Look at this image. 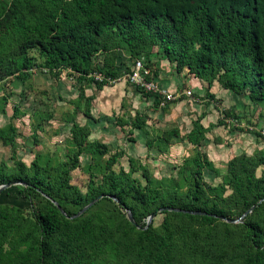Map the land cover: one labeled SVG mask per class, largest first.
Here are the masks:
<instances>
[{"label":"trees","instance_id":"obj_1","mask_svg":"<svg viewBox=\"0 0 264 264\" xmlns=\"http://www.w3.org/2000/svg\"><path fill=\"white\" fill-rule=\"evenodd\" d=\"M153 47L162 50L177 72L187 67L197 78L208 75L226 90L245 91L253 102H264V0H0L1 78L24 80L33 66L28 51L36 49L50 73H74L102 89L106 80L96 82L87 74L95 69L117 77L131 65H106L103 60L94 67V57L117 51L116 58L122 51L132 62ZM84 115L92 118L88 108ZM143 123L137 118L133 127ZM70 130L76 150L55 174L47 163L34 158L27 165L14 152L13 167L0 164V185L22 182V196L32 204L27 212L0 204V264H99L102 257L117 264H177L182 252L192 253L198 230L213 251L212 264L226 258L233 264H264V150L229 159L218 185L204 181V169L213 165L197 151L184 191L175 178L155 180L145 172L142 185L129 173L116 174L119 154L114 153L101 166L99 181L91 177L82 192L70 182L78 158L85 152L96 161L108 149L88 140L86 124L74 122ZM15 131L11 123L0 126L1 143L13 146ZM198 133V128L191 130L188 141L198 145ZM36 195L41 201L34 204ZM99 195L130 211L135 223L124 217L112 222L113 212L72 217ZM152 213H163L158 227L146 226ZM233 219L240 222H227ZM220 230L231 244L227 248L217 243Z\"/></svg>","mask_w":264,"mask_h":264},{"label":"rangeland","instance_id":"obj_2","mask_svg":"<svg viewBox=\"0 0 264 264\" xmlns=\"http://www.w3.org/2000/svg\"><path fill=\"white\" fill-rule=\"evenodd\" d=\"M115 52L94 57L93 66L97 67L103 60L106 65L121 63L123 67L124 62L131 65L127 53L121 51L115 58ZM28 53L33 57V66L24 80L17 76L0 77V126L11 123L16 129L13 146L0 141V164L7 168L14 166V152L16 158L27 165L34 158L41 164L47 163L55 174L56 167L66 160L67 154L76 150L71 143L70 130L76 122L90 128L89 141L103 143L108 149L96 161L85 152L78 158L79 166L70 172V182L82 192L92 183L91 177H94V182L99 181L101 166L114 153L119 154L113 166L116 174L129 173L142 185L145 184V172L155 180L175 178L184 191L197 151L212 160L213 167L203 171L204 181L218 185L226 172L227 162L235 155L236 133H250L254 140H264V135L258 131L264 130L263 101L253 102L245 91L230 93L208 75L197 78L183 69L179 74L181 77H178L174 68V73L169 74L162 68L166 66L162 63L167 62L172 67L173 63L158 47L140 55L151 68L154 78L160 81L166 74L173 75L171 79L179 87L172 91L178 94L190 90L192 95L182 93L174 100L163 101L144 96L124 80L98 89L96 84L80 80L74 73L44 72L39 51L30 49ZM62 76L66 80H62ZM191 81L193 86L196 85L194 88ZM80 89L82 96L79 95ZM87 108L92 118L84 115ZM137 118L144 120L141 128L133 127ZM229 119L237 120V125L227 121ZM194 128L199 130L196 135L198 145L188 141V134ZM175 130L178 135L173 133ZM258 150L255 144L247 154ZM93 162L92 168H88ZM22 186L23 183H17L4 189L0 193V204H9L27 212L32 204L22 196ZM33 200L34 204L39 203L41 197L36 195ZM67 207L76 209L71 205ZM85 212L100 215L113 212L112 222H115L114 217L128 219L126 210L115 208L113 203L101 198L82 214ZM162 218L163 213H157L150 224L158 227ZM227 222L238 223L240 219ZM218 234L217 243L223 248L229 247V241L223 240L224 231L220 230ZM193 239L192 253L190 250L182 252L177 264H212L213 251L204 245L202 230H198V236ZM234 242L228 256L232 255ZM99 264L117 263L114 259L102 257ZM222 264L233 263L226 258Z\"/></svg>","mask_w":264,"mask_h":264},{"label":"built area","instance_id":"obj_3","mask_svg":"<svg viewBox=\"0 0 264 264\" xmlns=\"http://www.w3.org/2000/svg\"><path fill=\"white\" fill-rule=\"evenodd\" d=\"M43 71L49 72V69L43 68ZM87 77H92L96 82H102L103 80H106V84H112L124 80L125 82H128L134 87H138L145 92L158 94L163 101L174 100L182 93L192 95L190 90H184L183 92L175 94V92H170L166 88H163L157 79L153 77L151 68L145 63L142 57L133 59L130 70H123L122 73L117 77L105 76V74L99 71H92L87 74ZM227 121H232L233 125H237V120L235 119H229ZM259 132L264 135V130H259Z\"/></svg>","mask_w":264,"mask_h":264},{"label":"crops","instance_id":"obj_4","mask_svg":"<svg viewBox=\"0 0 264 264\" xmlns=\"http://www.w3.org/2000/svg\"><path fill=\"white\" fill-rule=\"evenodd\" d=\"M170 62V61H169ZM164 65H166L165 67L162 66V68L165 70V71H168L169 74H172L174 73L173 72V68L175 70V73L177 72L176 69H175V64L173 63V67L166 62V63H162ZM184 69H186V72H189V69L187 67H185ZM181 73L180 72H177L176 74L178 75V77H181L179 74ZM169 74H166V76H164V78L161 77L160 81L157 80L160 85L163 87V88H166L167 90H169L170 92H173L172 90H176L179 86H177L174 82L173 79H171V77L173 75H169ZM170 76V77H167V76ZM65 76V75H64ZM62 76V80H66L65 77ZM181 83H182V78H181ZM191 85H192V88H194V86H196L194 84L193 86V82L191 81ZM182 85V84H181ZM97 88V87H96ZM137 88H135L136 90ZM200 89V88H197V90ZM138 90V89H137ZM229 91V90H228ZM138 92H140L138 90ZM230 93H234L232 91H230ZM235 94V93H234ZM255 104V103H254ZM256 105V104H255ZM259 131V130H258ZM236 137V143L234 144V151H235V155L237 154H240L242 152H246L248 153L249 150L252 148V146H254L256 144V146L258 147V149L260 150L262 147H264V140L263 141H259V140H254L253 137H250V133H236L235 134ZM254 135V134H253ZM255 153V151H254ZM253 154V153H252ZM234 155V156H235ZM210 160V159H209ZM212 162V160H211Z\"/></svg>","mask_w":264,"mask_h":264},{"label":"water","instance_id":"obj_5","mask_svg":"<svg viewBox=\"0 0 264 264\" xmlns=\"http://www.w3.org/2000/svg\"><path fill=\"white\" fill-rule=\"evenodd\" d=\"M17 183H22V182H19V181H12V182H8V183H5V184H1L0 185V193L6 189L7 187L11 186L12 184H17ZM103 195H99L98 197L94 198L92 201H90L88 204H86L81 210H79L76 214H74L72 217H78L80 216L86 209H88L93 203H95L96 201H98L100 198H102ZM52 202L59 208V210L64 213L63 209L61 208V206L57 203V201L55 200H52ZM253 206L247 210L243 215L242 217L251 212ZM161 210V209H160ZM158 210V211H160ZM170 210H176V211H179L180 209L178 208H170ZM156 214L155 213H152L150 214L148 217H147V221H146V226H148L150 224V221L153 219V217L155 216ZM127 217H128V220L134 224V218H133V215L130 211H127Z\"/></svg>","mask_w":264,"mask_h":264}]
</instances>
